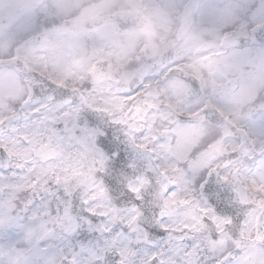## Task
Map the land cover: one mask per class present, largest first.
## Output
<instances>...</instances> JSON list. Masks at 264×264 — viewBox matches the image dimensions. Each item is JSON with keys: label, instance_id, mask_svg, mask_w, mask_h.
Listing matches in <instances>:
<instances>
[{"label": "snow or ice", "instance_id": "1", "mask_svg": "<svg viewBox=\"0 0 264 264\" xmlns=\"http://www.w3.org/2000/svg\"><path fill=\"white\" fill-rule=\"evenodd\" d=\"M261 36L264 0H0V264H264V160L250 163L264 157ZM173 55L169 75L145 77L146 109L179 140L208 138L236 157L223 165L226 199L182 230L153 225L147 196L135 201L141 219L105 221L83 194L97 131L76 110L54 124L68 116L54 88Z\"/></svg>", "mask_w": 264, "mask_h": 264}, {"label": "clouds", "instance_id": "2", "mask_svg": "<svg viewBox=\"0 0 264 264\" xmlns=\"http://www.w3.org/2000/svg\"><path fill=\"white\" fill-rule=\"evenodd\" d=\"M261 40L264 36L255 42ZM249 43L245 40L242 46ZM232 50L219 51L230 55ZM175 59L174 55L157 60L149 56L139 62L131 58V63L124 69H114L102 84L85 79L75 83V90L73 82L54 88L59 97L56 104L68 116L61 113L53 123L63 127L61 121L76 110L77 117L97 131L87 157L81 162L89 177L83 194L89 196L93 208L105 215V221L115 218V222L127 224L129 220L141 219L135 201L143 204V197L147 196L155 209L153 225L163 220L182 230L198 220L203 223L206 209L221 205L226 199L230 180L226 182L221 177L228 175L230 169L223 165L225 159L236 157L224 147L214 146L208 138L179 140L172 132L174 123L164 125L156 113L149 114L146 109L142 96L145 77L163 79L169 75V66ZM141 63L147 65L144 77L133 74ZM243 83L234 81L233 87L239 89ZM258 103L264 104V100ZM46 116L47 113L41 118ZM172 120L180 125L196 124L178 114ZM255 121L264 125V112L255 114ZM261 160L264 157L257 154L250 163L256 165ZM109 181L115 183V188ZM193 235L205 240L208 229L198 228Z\"/></svg>", "mask_w": 264, "mask_h": 264}]
</instances>
